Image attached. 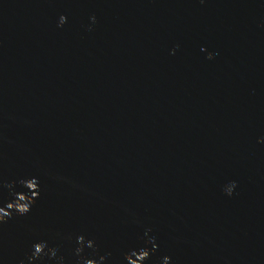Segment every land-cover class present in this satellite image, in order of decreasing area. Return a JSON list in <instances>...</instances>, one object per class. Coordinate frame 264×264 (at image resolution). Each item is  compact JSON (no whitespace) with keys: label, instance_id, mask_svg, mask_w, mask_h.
<instances>
[{"label":"water","instance_id":"obj_1","mask_svg":"<svg viewBox=\"0 0 264 264\" xmlns=\"http://www.w3.org/2000/svg\"><path fill=\"white\" fill-rule=\"evenodd\" d=\"M0 264H264V0H0Z\"/></svg>","mask_w":264,"mask_h":264}]
</instances>
